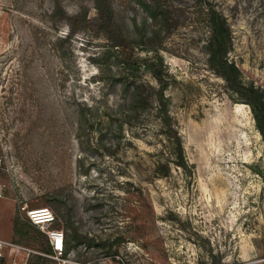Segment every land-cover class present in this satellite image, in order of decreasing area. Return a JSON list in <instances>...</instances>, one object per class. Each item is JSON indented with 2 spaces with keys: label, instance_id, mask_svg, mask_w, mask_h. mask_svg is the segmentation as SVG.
<instances>
[{
  "label": "rangeland",
  "instance_id": "obj_1",
  "mask_svg": "<svg viewBox=\"0 0 264 264\" xmlns=\"http://www.w3.org/2000/svg\"><path fill=\"white\" fill-rule=\"evenodd\" d=\"M205 1L111 0L122 32L168 71L192 166L157 176L155 81L122 76L105 36L84 26L93 0H0V264H264V141L208 65ZM210 1L242 80L264 88V0ZM37 206L63 230L61 253L42 251L46 228L26 215ZM72 227L79 240L66 251Z\"/></svg>",
  "mask_w": 264,
  "mask_h": 264
},
{
  "label": "trees",
  "instance_id": "obj_2",
  "mask_svg": "<svg viewBox=\"0 0 264 264\" xmlns=\"http://www.w3.org/2000/svg\"><path fill=\"white\" fill-rule=\"evenodd\" d=\"M93 2L95 14L87 17L84 12V26L94 28L97 33L105 36L109 46L108 54L114 58L115 62H120L123 71H126L122 76H128L129 73L138 75V71L142 72L143 70L148 72L155 81V84L146 82L152 93L151 102L156 109L155 115L158 118L161 144L158 156L153 162V173L157 176L167 175L172 164L191 172L192 164L189 163L185 155L182 136L176 120L170 112V100L165 92L170 81L163 56L157 50L142 53L136 49L130 38L117 25L111 0H93ZM203 6L209 29L205 40L208 65L225 80L226 85L240 99L248 103L264 141V88L253 82L242 80L239 65L229 57L232 33L227 18L210 0H206ZM133 84H135L134 81ZM133 87L130 105L132 112L137 115L139 107L145 103L144 99L139 98L138 85L135 84ZM76 234V229L72 227V232L65 237L66 251L78 242ZM83 237L84 242L88 244L95 242L94 236L84 233ZM116 239L117 237H114L111 243ZM42 251L52 253L53 249L48 247ZM35 256L38 259L45 258L39 253H36Z\"/></svg>",
  "mask_w": 264,
  "mask_h": 264
},
{
  "label": "built area",
  "instance_id": "obj_3",
  "mask_svg": "<svg viewBox=\"0 0 264 264\" xmlns=\"http://www.w3.org/2000/svg\"><path fill=\"white\" fill-rule=\"evenodd\" d=\"M26 215L34 224L46 228L45 231L52 248L61 253L64 242L63 230L57 227H49V225L55 220L53 211L48 206L30 207L27 208Z\"/></svg>",
  "mask_w": 264,
  "mask_h": 264
}]
</instances>
